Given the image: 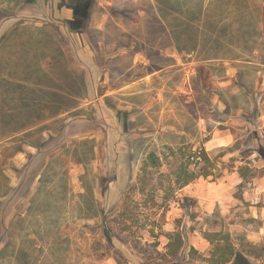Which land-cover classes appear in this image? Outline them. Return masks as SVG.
<instances>
[{
  "label": "rangeland",
  "instance_id": "374dc122",
  "mask_svg": "<svg viewBox=\"0 0 264 264\" xmlns=\"http://www.w3.org/2000/svg\"><path fill=\"white\" fill-rule=\"evenodd\" d=\"M217 246L264 264V0H0V264H221Z\"/></svg>",
  "mask_w": 264,
  "mask_h": 264
},
{
  "label": "trees",
  "instance_id": "16d2710c",
  "mask_svg": "<svg viewBox=\"0 0 264 264\" xmlns=\"http://www.w3.org/2000/svg\"><path fill=\"white\" fill-rule=\"evenodd\" d=\"M88 6L83 7L82 9H76L74 12V18L70 21L65 22L64 24L65 26L71 31V30H76V29H80L82 27V20L81 18H83L85 16V13L87 11ZM62 28L64 29V25H62ZM71 46L74 48V46L71 44ZM80 51H77L74 49L73 54H74V58L77 60V62H79V57L80 56ZM97 65V63H96ZM198 73L199 75L202 77L203 74V69L202 68H198ZM97 70V68L95 69ZM94 70V71H95ZM80 81L85 89V82H84V78L83 76L80 75ZM256 107V106H255ZM25 127V126H23ZM22 127V128H23ZM199 157H203V159L208 160V156L205 153V151L203 149L200 150L199 153ZM143 165L146 167L148 165H150L151 167H156L158 165V158L156 156H154L153 153H149L146 157V159L143 162ZM183 174V175H182ZM197 177V174H194V172H190L187 169H183L182 171L178 172V175L175 178V183L178 184L180 187H183L187 184H189L191 181H193L195 178ZM108 241H111V235L109 234L108 230L106 229V234ZM212 234H207V237H205L206 239H208L211 242H214V239L211 237ZM179 243V245L181 244V240L177 241ZM176 247L174 248V250L171 252L172 256L176 255ZM217 252H221V258L219 260V263L221 264H225V263H229L231 262V264H237L242 263V262H249L248 259L241 253L238 251L233 250V248L229 247L228 248H220V246H217L216 248Z\"/></svg>",
  "mask_w": 264,
  "mask_h": 264
},
{
  "label": "crops",
  "instance_id": "0c3cea01",
  "mask_svg": "<svg viewBox=\"0 0 264 264\" xmlns=\"http://www.w3.org/2000/svg\"><path fill=\"white\" fill-rule=\"evenodd\" d=\"M61 10H62L61 11L62 12L61 16L63 15L62 17H67L68 16V11L65 8H63ZM105 57L109 58V56H105ZM139 57H140L139 55H133V56H130V58H128V59H131V61H132V59L135 60V64L133 62L134 66H135L136 65V61L139 60ZM131 64H132V62H131ZM106 66H108V65H105L102 68L103 75H104L105 79H106V76L108 74V72L106 71L108 69V67H106ZM245 72L246 71L243 70V69L236 70L235 75L239 76V75H242ZM153 77H154L153 74L143 75L139 79H136V80H133V81H130V82H126L124 85H122L118 89H120V88L123 89V90H121L122 95H128V97H133L132 95H136V96L137 95H141L142 93L147 94L148 91H151L150 86H149L148 83H151V79ZM123 91L125 93H123ZM222 104H223V106H226V104L224 102ZM135 105L136 106H147V105H149V99H147V101H143L142 105L141 104H135ZM210 139H211V143L209 144V149L219 145L220 142L223 141V139H226V136L225 135L223 136V135L214 134Z\"/></svg>",
  "mask_w": 264,
  "mask_h": 264
}]
</instances>
